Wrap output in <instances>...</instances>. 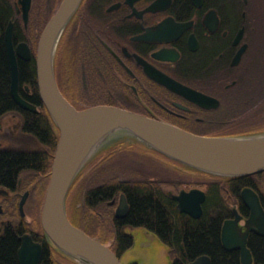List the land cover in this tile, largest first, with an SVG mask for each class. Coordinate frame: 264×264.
I'll return each mask as SVG.
<instances>
[{
  "label": "flooded vegetation",
  "instance_id": "obj_1",
  "mask_svg": "<svg viewBox=\"0 0 264 264\" xmlns=\"http://www.w3.org/2000/svg\"><path fill=\"white\" fill-rule=\"evenodd\" d=\"M61 2L0 0V51L8 66L5 36L11 35L15 49L25 43L30 50L28 60L16 56L18 67L32 62L39 36ZM262 23L264 0H81L61 28L54 54L55 77L63 95L77 108L115 105L205 135L264 129ZM165 76L213 100L202 105L168 87ZM215 100L216 107L212 106ZM10 115L5 124L18 118L16 113ZM12 127H17L15 122ZM3 131L9 137L16 135ZM151 154H142L139 162L150 160L167 167L163 158ZM112 156L98 162L105 163ZM106 173L116 175L110 170ZM120 174L125 180L132 177ZM156 178L162 179L150 177ZM250 182L240 189L239 207L229 204L231 215L224 219L234 218L235 208L243 229L251 213L241 196L244 187L254 190L264 210V171L254 174ZM180 189L165 192L171 198L168 193ZM26 191L25 206L34 187L18 194V210ZM118 200L119 195H114L90 205L83 199L77 205L82 219L93 213L103 223H110ZM13 204V196L0 193V220L4 221L0 233ZM70 215H74L72 211ZM25 222L28 231L24 233L43 247L36 232L38 224L36 228V222ZM39 226L42 230L40 222ZM247 246L252 264H264V236L250 231ZM40 264H45L42 259Z\"/></svg>",
  "mask_w": 264,
  "mask_h": 264
},
{
  "label": "water",
  "instance_id": "obj_2",
  "mask_svg": "<svg viewBox=\"0 0 264 264\" xmlns=\"http://www.w3.org/2000/svg\"><path fill=\"white\" fill-rule=\"evenodd\" d=\"M80 2L81 0H62L40 35L35 56L39 98L58 129L40 224L46 240L54 249L81 264H124L108 245L74 225L66 212L69 190L94 152L118 134L117 138L133 139L194 171L220 178L239 177L264 171V130L239 135H205L115 105L95 104L76 108L59 89L54 72V54L61 28ZM5 43L10 70V94L21 108L37 112V105L26 100L19 91L16 56L28 60L31 58L30 50L25 43L15 49L10 34L5 36ZM165 77L163 82L168 87L202 105H208L213 100L168 76ZM215 101L212 106L216 107L218 100ZM0 193L8 192L0 189ZM28 193L24 192L19 201L22 216L25 215L24 205ZM168 194L177 202L180 212L194 218L202 215L206 200L203 189L193 187ZM241 196L251 211L246 219L245 229L239 225L241 216L234 208L235 217L224 220L222 224L221 242L225 249L239 251L241 264H252L253 257L247 246V237L250 231L264 236V210L252 188L244 187ZM127 211L128 202L121 193L115 216L124 217ZM19 240L18 263L40 264L42 244L34 241L29 233L20 235ZM187 264H211V259L208 255H200Z\"/></svg>",
  "mask_w": 264,
  "mask_h": 264
},
{
  "label": "trees",
  "instance_id": "obj_3",
  "mask_svg": "<svg viewBox=\"0 0 264 264\" xmlns=\"http://www.w3.org/2000/svg\"><path fill=\"white\" fill-rule=\"evenodd\" d=\"M34 62L33 59L32 62L19 66V91L24 98L37 105V112L25 110L13 100L10 94L9 66L5 53L0 51V131L9 129L10 134L20 132L41 144L40 148L30 150L10 147L0 142V189L9 192L14 203L12 209L8 211L10 213L6 215L8 218L0 233V264H19L17 259L19 235L28 231V227L25 224L26 219L20 215L17 208L18 194L32 185L34 193L40 194L45 191L58 140V129L39 98ZM10 113L18 115L14 121L16 128L12 127L14 122L5 124V119L12 118ZM253 132L257 131H226L214 134L237 135ZM165 160L169 161L166 158ZM172 173L171 177L163 179L113 181L101 179L99 182L93 176L91 181L95 182L89 181L82 189L77 190L76 182L81 173L66 199L68 217L73 224L108 245L118 258L134 242L131 229L141 227L153 232L159 241L170 249L173 257L170 264H186L200 255H208L211 264H241L238 250L223 247L221 227L223 220L231 215L229 204L239 207L240 189L243 186H250V180L254 175L220 178L196 171L195 174L198 176H186L190 175L188 173L182 174L183 177H176V173L173 171ZM182 184L206 187L207 197L200 217L194 218L180 212L176 201L167 196L163 188L166 185L174 187ZM120 193H124L128 202V211L124 217L113 216L110 223H103L93 213H89L87 219L81 218L77 204L83 199L90 205L109 200ZM70 211L74 215H70ZM37 220L36 228L37 224L39 228L36 232L39 239L44 241L41 256L44 263L77 264L47 242L39 226V216ZM89 225H93V228L91 229ZM128 264L139 263L132 261Z\"/></svg>",
  "mask_w": 264,
  "mask_h": 264
},
{
  "label": "rangeland",
  "instance_id": "obj_4",
  "mask_svg": "<svg viewBox=\"0 0 264 264\" xmlns=\"http://www.w3.org/2000/svg\"><path fill=\"white\" fill-rule=\"evenodd\" d=\"M260 32L262 34L261 43L264 48V23H262ZM3 132L5 131H0V142L10 147L24 148V149H30V150L38 149L41 147V144L32 137L22 135V134L21 135L16 134V135L9 137V136L3 135L2 134ZM108 143L110 145L109 144L103 145L104 147L99 148V150L94 152L93 155L90 156V158L88 159L87 163L81 170V172H83L82 175L81 176L79 175L80 178L76 182L77 190L82 189V187L85 184L91 181L93 176L95 180L98 182L101 179L106 180V181L125 180L124 175L120 174V173H125V172L132 175V177L129 178V180H145L150 177H162V179L168 178V177H171V175H173L172 173L173 170H175L173 172L176 173L175 174L176 177H183L182 174L185 175L188 173L190 175H186V176H193V175L198 176L195 174V172L188 170L185 167L179 166L176 163L174 164L173 162L168 161V160L166 161L167 167L160 166L157 163L150 162V160L148 162L145 161V163L139 162L140 161L139 159L141 158L142 154L143 156L152 155L151 152L147 150L144 147V145L139 142L123 139L121 141H113V142L110 141ZM115 150L117 151L114 152ZM127 150L130 152H126ZM133 151L134 153H132ZM135 152L138 155H136ZM108 154L109 155L112 154L113 158L107 160L105 163L104 162L99 163L98 161H95V160L102 159V157L104 158V156H107ZM157 158L159 159L160 157L157 156ZM157 158L155 159L158 160ZM107 170H110L111 173H116V175L110 174V173L107 174L106 173ZM91 182H95V181L92 180ZM171 186L172 185L164 186L165 187L164 191H168V189H171L173 192H177L179 188L189 189L192 187H199V188L206 190V187L203 185L201 186V185L190 184L187 186L186 184H182V186L180 185L174 186V187H171ZM43 199H44V191L40 192V194L39 192H35L34 195L31 196L30 201L28 202V204L25 206V209H24L26 213L24 218L26 219V221L28 222L34 221L38 223L37 218L40 214L39 211H41ZM107 238L109 239L110 237L108 236ZM136 255L139 257L140 264H170L173 260V257L171 253L169 252V249L164 244L160 243L158 240L153 241L152 244L147 249L140 248L138 245L132 246L131 248H129V250L127 249V251L125 252V255L122 257L121 260H131L132 258H135ZM72 261L76 262L73 259ZM76 263L78 264V262Z\"/></svg>",
  "mask_w": 264,
  "mask_h": 264
},
{
  "label": "crops",
  "instance_id": "obj_5",
  "mask_svg": "<svg viewBox=\"0 0 264 264\" xmlns=\"http://www.w3.org/2000/svg\"><path fill=\"white\" fill-rule=\"evenodd\" d=\"M132 232H133V236H134V245L133 246L138 245L140 248L147 249L152 244L153 241L158 240V238L156 236H154L152 232H150L146 229H143L141 227L133 228ZM125 252L122 254L121 259L125 255ZM121 261L124 264H128L132 261H137L140 263L139 257L137 255L135 256V258H132L131 260H121Z\"/></svg>",
  "mask_w": 264,
  "mask_h": 264
},
{
  "label": "bare ground",
  "instance_id": "obj_6",
  "mask_svg": "<svg viewBox=\"0 0 264 264\" xmlns=\"http://www.w3.org/2000/svg\"><path fill=\"white\" fill-rule=\"evenodd\" d=\"M41 35V34H40ZM39 38H40V36H39ZM37 51V50H36ZM35 56H36V53L34 54V57H33V59H34V61H35ZM35 63V62H34ZM35 74H36V72H35ZM60 89V88H59ZM27 100V99H26ZM95 105V104H94ZM117 136H118V134H116V135H114L112 138H110V139H108L107 140V142L105 143V144H108V142L109 141H113V140H117L118 138H117ZM128 138V137H127ZM18 259V258H17Z\"/></svg>",
  "mask_w": 264,
  "mask_h": 264
}]
</instances>
